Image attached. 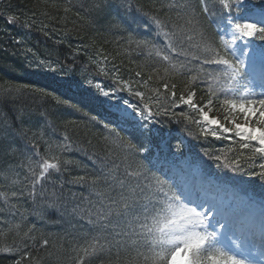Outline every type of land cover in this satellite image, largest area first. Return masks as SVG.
<instances>
[{"label": "snow or ice", "instance_id": "obj_1", "mask_svg": "<svg viewBox=\"0 0 264 264\" xmlns=\"http://www.w3.org/2000/svg\"><path fill=\"white\" fill-rule=\"evenodd\" d=\"M112 5L120 15H107V30L127 33L122 47L129 55L143 52L146 59L154 57L160 65H137L140 70L135 71V77H141L147 68V80L123 79L118 66H107L109 57L104 49L97 48L89 57L90 65L97 75L110 79L113 87H101L87 76L76 84L72 67L39 58L32 48L25 50L26 56L31 53L29 67L60 77L61 87L67 91L85 82L89 91L95 88L105 98L101 101L103 115L86 111L46 87L0 85V99L15 100L34 93L82 112L90 123L106 130L103 139L107 142L93 159L94 172L65 179L64 174L74 164L65 155L74 143L68 126L76 121H67L59 128L49 122L45 127L59 131L61 138L45 139L44 131L23 125L21 113V126L12 131L20 144L9 141L11 125L0 123V155L12 159L22 156L20 167L26 171L19 179L15 165L0 168L5 181L16 177L10 184L0 185V238L11 236V243L0 240V253H18L14 264H41L43 257L32 256L27 250L29 241L33 248L39 243L46 249L49 238L40 233L38 239L39 229L29 222V215L42 216L37 210L41 198L47 200L48 208L59 210L63 189L71 184L88 187L96 197L87 208H73L93 231L75 238L68 249L72 264H91L93 258H99V264H264V198L257 203L234 192L231 204L221 206L216 199L221 184L205 171L206 161L211 160L218 171L255 175L264 182V163L259 164L258 172L248 171L257 158L264 161V0H160L159 8L151 11L138 7L136 0H90L87 5L69 0L63 10L76 8L80 16V9H84L87 19L96 23ZM52 6L57 7L55 3ZM135 12L146 17L155 39L139 36L125 20ZM0 17L7 24L28 29L37 24L35 18L22 21L10 8L0 11ZM48 27L41 23L45 36ZM76 56L79 50L73 63ZM84 71H88L87 65ZM161 71L163 75L157 79L165 81L163 92L159 87H148ZM176 77L186 83L179 96ZM140 88H146L147 93ZM197 89L203 93L201 101L207 97L206 102L194 99ZM181 106L193 115L184 109L176 111ZM213 110L215 114L210 115ZM160 117L184 122L183 131L193 139L211 137L238 144L239 155L227 159L223 146L215 152L205 148L192 160L177 155L183 152L184 141L173 145L165 140V134L153 128L163 123ZM26 199L34 206L31 213L24 207Z\"/></svg>", "mask_w": 264, "mask_h": 264}, {"label": "trees", "instance_id": "obj_2", "mask_svg": "<svg viewBox=\"0 0 264 264\" xmlns=\"http://www.w3.org/2000/svg\"><path fill=\"white\" fill-rule=\"evenodd\" d=\"M137 6L142 7L144 11H151L154 7L159 8L160 0H136ZM57 7H53V4ZM72 3H81L87 5L90 0H72ZM69 0H1L0 11L11 9L12 12L21 16L22 21L27 19H36L37 24L32 28H24L19 24H7L3 17H0V85L8 86L15 83H27L39 85L49 88L62 98L70 99L71 102L78 103L80 106L93 114L100 113L103 115L104 105L101 104V99L97 93L91 89L89 91L86 87H73L69 92L61 87L62 80L52 74L37 73L33 68L28 66V59L31 58V53L25 54L27 48H32L39 58L50 59L52 61L59 60L73 68L74 76L72 79L76 84H81L84 77L89 79L99 80L103 85L111 89L113 87L112 81L102 75H97L94 66L90 65L89 57L93 56L94 48H103L105 52L110 53L111 64L119 67L123 77L135 76V71L140 70L137 65L145 64L152 67L160 66L156 58H147L143 52L137 53L132 51L131 55L124 45L123 36L127 33L121 34L117 32H109L105 27L107 15H120L119 9L112 5L107 10V14L99 19L96 23H92L87 19L88 13L84 9H80V16L85 17L81 19L76 15V8H72L69 12H64V7L68 6ZM47 13V15H45ZM167 19V17H163ZM125 20L136 30V33L144 38L155 39L154 32L149 30L146 17L140 12H135ZM49 25L46 31L48 36H45L41 31V23ZM22 41L23 44H17L16 41ZM79 50V56H76L75 63H73V56ZM135 60L137 63L133 64L130 61ZM88 66V71L85 72V66ZM149 72L146 68L142 73L143 79L147 80ZM163 72L157 73L153 79L149 81L148 87H159L163 92L164 80H158L157 76H162ZM129 76V77H130ZM174 82L177 85L176 93L180 95L181 91L186 86L185 80L182 77H176ZM85 83L82 85L84 86ZM147 93V89H146ZM150 94V93H149ZM127 96V93H121ZM200 89L196 90L197 102H206L207 97H203ZM131 99V97H128ZM182 109L189 111V115H193L186 106L177 108L176 111ZM23 113V125L30 127L33 131L45 132V139L59 140L61 138L60 132H53L51 128H46L45 125L49 122H54L59 128L65 122L74 120L77 123L68 126V133L73 140L72 151L66 153L74 164L70 166V172L64 174L65 179L70 175L75 174H90L96 170L93 164L97 153H102L107 142L103 139L106 130L90 123L88 117H85L82 112L63 105L57 104L51 97H43L37 94H28L22 97L13 99H0V123L7 121L11 128L9 131V141L15 144L21 142L12 135V131L21 126V121L18 116ZM42 114L47 115V119ZM213 110L210 115H214ZM163 121L162 124L153 126L155 129H160L164 134L170 135L169 142L176 144L178 136L185 141V149L182 153L185 158L192 160L202 154L206 148L210 152H215L224 148V154L227 159L231 160L234 156L239 155V145H231L228 141H217L211 137L201 138L200 140L188 137L183 131L184 122L176 123L175 120L169 121L164 117L158 118ZM181 119V118H177ZM62 131V128H61ZM131 131V130H130ZM91 141V144H89ZM229 149H232L229 151ZM30 151V148L27 149ZM41 151H43V142L41 141ZM152 151L155 153L156 148L152 146ZM22 156H17L12 159L8 156L0 155V168L8 167L9 164L16 166V171L20 173L19 179H23L26 171L20 167ZM244 163L245 161H241ZM264 161L257 158L255 164L248 165L249 172L260 171L259 164ZM215 162L206 161L205 171L210 172L222 186H231L239 192L247 194L254 193L255 198L261 201L264 198V182L255 175L235 176L228 171H218L214 167ZM199 167V161L196 162ZM16 177H11L5 181L4 173L0 171V185L4 183H11ZM49 191L51 187L49 186ZM74 194V195H73ZM95 194L91 193L86 186L80 185H65L62 193L61 207L59 210L50 209L47 207V200L41 198L37 210L42 211V216L37 217L29 215V222L35 223L39 234L43 233L49 238V245L47 248H41L37 243L33 248L32 241H29L30 247L27 249L32 253V256L43 257L41 264H72L71 253L68 249L76 242L75 238H82L84 234L93 231L92 226L87 224V221L81 219L80 216L74 214L73 208L89 207V201L95 200ZM24 207L29 213L32 212L33 205L30 200H25ZM0 207H3L2 198H0ZM3 242L11 243V236L0 238ZM83 243V239L80 240ZM121 255H124L123 253ZM134 255V253H133ZM19 259V254H5L0 253V264H14V261ZM91 264H99V258H93Z\"/></svg>", "mask_w": 264, "mask_h": 264}, {"label": "rangeland", "instance_id": "obj_3", "mask_svg": "<svg viewBox=\"0 0 264 264\" xmlns=\"http://www.w3.org/2000/svg\"><path fill=\"white\" fill-rule=\"evenodd\" d=\"M257 43H260V41H257ZM96 49L97 48H94L93 50H94V52L96 51ZM105 54H107L108 55V57H109V64L107 65L110 69L112 68V65L113 64H111V59H110V53H107V52H105ZM95 55V53L93 54V56ZM123 79H129V78H131V79H133V80H136V79H143V77L141 76V77H139V78H137V77H135V76H128V77H123V75L122 74H119ZM143 80H145V79H143ZM94 81V83H100V85H101V87H104V88H106V89H109L108 87H106L105 85H103L99 80H93ZM82 87H86V88H88V85H87V83L86 84H84V86L82 85ZM133 87H139L138 85H136V84H133ZM93 90V92H95V93H97L96 92V89L95 88H92ZM110 90V89H109ZM140 90L141 91H145L146 92V88H140ZM98 95V94H97ZM99 96V95H98ZM100 97V99H101V101H103L105 98H103L102 96H99ZM169 138H170V135H168V134H166L165 135V140H167V141H169ZM180 140H183L181 137L179 138V140L178 141H180ZM184 141V140H183ZM185 141H184V146H183V149H185L186 147H185ZM212 178V177H211ZM214 181H216V179H213ZM217 192H220V194H216V199H217V202H218V204H222L221 206H227V205H229V204H231V202H232V200H231V198H232V193H239L238 191H236V190H234V189H232L231 187H229V186H227V187H223V188H218L217 190H216V193ZM241 196H243V197H245V198H251L252 200L255 198V194L254 193H252V192H250V193H247V194H244V193H239Z\"/></svg>", "mask_w": 264, "mask_h": 264}, {"label": "water", "instance_id": "obj_4", "mask_svg": "<svg viewBox=\"0 0 264 264\" xmlns=\"http://www.w3.org/2000/svg\"><path fill=\"white\" fill-rule=\"evenodd\" d=\"M1 1V0H0Z\"/></svg>", "mask_w": 264, "mask_h": 264}]
</instances>
